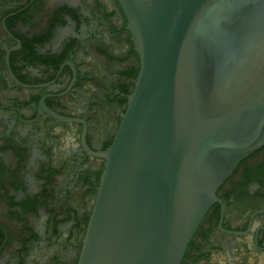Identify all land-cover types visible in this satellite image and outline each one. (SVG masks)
I'll use <instances>...</instances> for the list:
<instances>
[{
    "label": "flooded vegetation",
    "instance_id": "obj_1",
    "mask_svg": "<svg viewBox=\"0 0 264 264\" xmlns=\"http://www.w3.org/2000/svg\"><path fill=\"white\" fill-rule=\"evenodd\" d=\"M140 71L118 0H0V264H78ZM180 264H264V144Z\"/></svg>",
    "mask_w": 264,
    "mask_h": 264
},
{
    "label": "water",
    "instance_id": "obj_2",
    "mask_svg": "<svg viewBox=\"0 0 264 264\" xmlns=\"http://www.w3.org/2000/svg\"><path fill=\"white\" fill-rule=\"evenodd\" d=\"M140 71L78 264H180L216 192L264 144V0H118Z\"/></svg>",
    "mask_w": 264,
    "mask_h": 264
}]
</instances>
